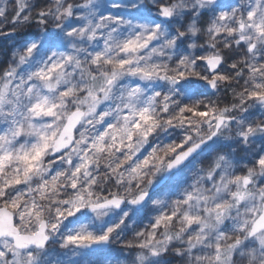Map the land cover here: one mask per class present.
Segmentation results:
<instances>
[{
	"label": "snow or ice",
	"instance_id": "1",
	"mask_svg": "<svg viewBox=\"0 0 264 264\" xmlns=\"http://www.w3.org/2000/svg\"><path fill=\"white\" fill-rule=\"evenodd\" d=\"M0 38V264H264V0H0Z\"/></svg>",
	"mask_w": 264,
	"mask_h": 264
},
{
	"label": "rangeland",
	"instance_id": "2",
	"mask_svg": "<svg viewBox=\"0 0 264 264\" xmlns=\"http://www.w3.org/2000/svg\"><path fill=\"white\" fill-rule=\"evenodd\" d=\"M8 26L11 27L10 24ZM10 43H11V41L3 40V38H0V45H2V47H0V52L7 50ZM0 59H3L2 55H0ZM144 223L147 224V220H145ZM132 239H133V235L131 233H128L124 237V240H132ZM121 243H123V241H121ZM117 246H119V245H117Z\"/></svg>",
	"mask_w": 264,
	"mask_h": 264
}]
</instances>
